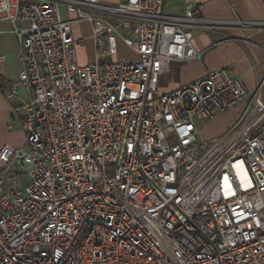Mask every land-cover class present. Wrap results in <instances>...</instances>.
Listing matches in <instances>:
<instances>
[{"label": "built area", "instance_id": "1", "mask_svg": "<svg viewBox=\"0 0 264 264\" xmlns=\"http://www.w3.org/2000/svg\"><path fill=\"white\" fill-rule=\"evenodd\" d=\"M164 2L0 0L23 61L7 98L28 93L25 146L0 150V264H264V79L249 94L218 68L160 92L172 61L202 57L196 24L228 25ZM80 21L97 56L85 65ZM118 40L136 61L100 60ZM239 104L228 131L199 141L196 120Z\"/></svg>", "mask_w": 264, "mask_h": 264}, {"label": "crops", "instance_id": "2", "mask_svg": "<svg viewBox=\"0 0 264 264\" xmlns=\"http://www.w3.org/2000/svg\"><path fill=\"white\" fill-rule=\"evenodd\" d=\"M123 1L99 0L107 5H116ZM189 4H195L196 17L224 21L228 25L223 28H213L206 24H196L192 32V44L196 51L202 52V57L172 61L168 72L160 76L159 91L173 90L201 78L210 70L227 68L233 75L239 77L249 94L254 93L258 84L264 79V30L240 27L234 21L238 19L264 21V0H165L164 11L183 16ZM61 14L64 18L68 17L63 7ZM23 24L19 22L17 25L23 26ZM81 28H87L92 39L91 23L88 21L73 23L74 37L76 39L80 37ZM75 47L77 52V43ZM94 50L96 60L95 46ZM90 61L91 59L80 62L78 58L81 65L88 64ZM22 68L23 61L19 55L17 35L9 22L2 21L0 22V150L5 145L17 149L25 146L22 124L26 110L22 105L28 96L27 89L20 86L16 96L7 98ZM261 93L264 99V83ZM231 110H238L232 116V120L237 121L243 110V104L217 116L224 113L227 115ZM215 118L206 122H211Z\"/></svg>", "mask_w": 264, "mask_h": 264}, {"label": "rangeland", "instance_id": "3", "mask_svg": "<svg viewBox=\"0 0 264 264\" xmlns=\"http://www.w3.org/2000/svg\"><path fill=\"white\" fill-rule=\"evenodd\" d=\"M77 53L80 62L88 59H91L90 63L95 61L94 45L87 28H81L80 37L77 41ZM123 59L136 61L137 56L120 40L117 42V53L115 55L100 58L101 61H121ZM236 111L231 110L227 115H225L226 113L219 115L211 122L196 120L195 123L200 132L198 136L199 141L211 142L213 139L222 136L235 124L236 119L233 121L232 116L236 114Z\"/></svg>", "mask_w": 264, "mask_h": 264}, {"label": "bare ground", "instance_id": "4", "mask_svg": "<svg viewBox=\"0 0 264 264\" xmlns=\"http://www.w3.org/2000/svg\"><path fill=\"white\" fill-rule=\"evenodd\" d=\"M83 242H86V235H79V237H76V245H83Z\"/></svg>", "mask_w": 264, "mask_h": 264}]
</instances>
